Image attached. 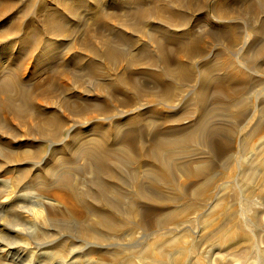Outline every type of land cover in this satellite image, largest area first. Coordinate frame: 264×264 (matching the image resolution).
Here are the masks:
<instances>
[{
  "label": "bare ground",
  "instance_id": "obj_1",
  "mask_svg": "<svg viewBox=\"0 0 264 264\" xmlns=\"http://www.w3.org/2000/svg\"><path fill=\"white\" fill-rule=\"evenodd\" d=\"M205 42L222 45L227 57L208 54ZM256 60L264 74V0H0V169L18 173L20 190L56 186L79 220L55 229L62 239L44 232L37 247L68 258L69 237L109 245L124 225L117 214L146 230L175 220L165 212L172 201L156 191L177 187L178 173L203 179L215 159L231 162L243 109L264 84L246 77ZM37 77L46 82L29 86ZM251 133L263 149L264 119ZM248 136L238 140L240 152ZM210 154L215 159L204 157ZM192 156H199L196 166ZM79 162L84 174L73 179ZM208 183L191 188L195 204L174 208L202 204ZM4 199L0 232L13 224L25 231V211L14 212ZM141 202L159 203V216ZM12 239L0 235V259L36 264L26 240Z\"/></svg>",
  "mask_w": 264,
  "mask_h": 264
},
{
  "label": "rangeland",
  "instance_id": "obj_2",
  "mask_svg": "<svg viewBox=\"0 0 264 264\" xmlns=\"http://www.w3.org/2000/svg\"><path fill=\"white\" fill-rule=\"evenodd\" d=\"M20 4L25 5L24 2ZM86 20L88 26H94L93 20L89 17ZM221 23L216 22L218 25ZM246 31H248L250 40L253 41L255 35L252 30L247 28ZM204 39L206 41L209 40V38ZM204 45L208 54L213 52L210 54L211 56L222 52V55L218 56L220 61L228 55V53H225L228 50L222 45L208 42H205ZM245 51L244 49L242 54ZM230 59L234 65L240 63L239 58L236 60L231 56ZM199 62L198 60L196 61V63ZM260 64L261 60H256L255 67L257 68L253 71L248 70L246 67V77L251 74L249 75L250 79L260 80L261 78L262 82H264V74L261 71ZM4 66H8V63L6 62ZM80 68L74 66L76 71H80ZM220 81L225 82V84L229 82L228 79L217 80L213 81V84L220 83ZM45 82V78L39 79L37 77L28 84L29 86L35 84L43 85ZM232 83L237 82L234 81ZM262 87L264 88V84L256 87L257 89L251 96L247 109H245L246 106L243 109L246 110L244 114L247 115L245 118L247 121L242 120L239 123L240 131L238 130L235 136L231 138L232 147L236 153H233L234 157L230 160L231 162L225 163L222 158L215 159L211 154L204 156L207 160L215 159V165L208 169L209 173L207 171L203 179L189 178L182 173H178L177 187L171 186L170 188L156 191L167 198L168 201H172L170 205L168 203L170 209L168 208L165 212L170 211L175 220H171L164 228L146 230L138 224H133L131 217L117 214V218L124 225L119 232L120 234H116L119 236L111 241L110 244L114 243L111 246L110 244H89L88 241H83L74 236L68 239L70 241V244H68V252H70L68 258L64 257L63 253L48 257L50 255L45 253V249L42 248L41 253V247H37V243L44 238V232L49 234L56 233L54 237L62 239L65 233L57 232L55 229L64 224H71L75 227L76 222L79 220L72 218L69 205L61 198L63 194L56 186L45 187V185H38L20 190L21 188H15V181L19 176L18 173L12 171L4 172L0 169V201L6 198L4 200L9 202V208H14V212L17 211L16 208H18L19 212L20 210L21 212L25 211L21 217L24 218L22 222H26V225H24L26 232H17L15 229L22 226L13 224L10 229L4 228L0 235H4L7 238H16V240L18 238L20 241L23 237L22 240H26V243L21 241L22 245L27 244L23 248L28 254L33 250L32 257H34L36 264L49 263V261L50 264H72L73 262V264H264V148H258L257 136L251 133L254 124L264 119V116L260 117L261 113L259 110L264 108V89ZM188 88L191 89L187 87V92H189ZM259 96L261 97L259 98ZM255 100L258 101L256 102ZM209 118L214 119V115L212 116L211 114ZM184 125L188 124L185 123ZM177 126L179 125L172 124L169 129H175ZM246 133H249L248 140H246L247 148L245 151L240 152L237 147L238 140ZM138 145L140 146V143ZM45 149L46 146H44L43 150ZM197 159L199 160V156H192L188 160H191V165L196 166L195 161H198ZM142 160L144 161L145 159ZM82 163L79 162L73 166L70 172L73 179H79L80 176H83L84 173L81 172L85 163ZM146 169V167L140 169L141 176ZM91 176L92 174L87 175L88 178ZM205 181H209V183L204 191V203L202 202V204L197 206L188 205L174 208L175 203H182L184 200L195 204L190 190ZM146 187L152 191L149 186L146 185ZM1 188L6 189L3 192ZM173 199L178 201L175 202ZM140 204L149 211L154 210L153 212H156V215L159 216L158 210L162 208L159 203L141 202ZM4 209L6 210L5 207ZM6 211L1 212L0 209V218L3 214H7ZM34 211L38 213L36 223L33 222ZM19 219H17V223H20L21 219ZM74 220L76 221L74 222ZM42 225L44 229L41 228ZM27 229L29 230L28 232ZM13 230L19 237H16L17 235ZM31 232L32 234H30ZM125 232L127 234H124ZM101 246L106 247L103 248ZM13 251L16 252L14 248H12ZM36 251L38 254H36ZM81 254L83 257H78ZM5 260L7 259H2L0 264H20L14 262V259ZM38 260L41 261L38 262Z\"/></svg>",
  "mask_w": 264,
  "mask_h": 264
}]
</instances>
